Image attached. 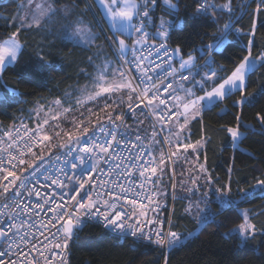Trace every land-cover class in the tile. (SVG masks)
Instances as JSON below:
<instances>
[{
    "label": "snow or ice",
    "instance_id": "1",
    "mask_svg": "<svg viewBox=\"0 0 264 264\" xmlns=\"http://www.w3.org/2000/svg\"><path fill=\"white\" fill-rule=\"evenodd\" d=\"M95 2L104 9L105 23L110 24L111 35H105V41L113 49L111 55L115 60L104 59L95 65V59L105 55L103 49L98 50L88 58L96 68L91 89L85 86L74 104L56 99L51 108L41 106L36 115L43 114L44 118L37 121L34 129L21 124L24 129L21 133L14 126L5 130L6 139L0 140V144L6 145L0 147V264H68L66 250L88 221H96L111 231L118 230L121 235L132 237L134 243L168 249L183 246L193 233L174 231L171 221L165 230L158 218L148 217L146 208L153 204L158 208L160 204L155 197L166 195L159 185L166 166L175 163L173 157L187 161L189 149L197 153L198 147L203 146L200 141L185 142V133L188 124L201 115L205 102H222L230 92L237 91L240 99L235 104L243 105L249 73L257 70V63L264 67V53L253 57V41L249 40L247 54L231 74L220 81L215 79L212 57L228 42L232 28L231 24H225L211 42L204 43L201 38L199 49L193 50L200 59L207 57L203 67L209 69L196 80L193 70L197 67V56L182 54L179 46L168 47L171 21L161 18L154 33L146 30L151 9L158 6L157 0ZM54 3L55 0L39 3L27 0L20 6L23 14L18 12L11 18L16 30L0 40V79L9 65L23 60L21 32L33 28L51 32L49 22L57 16L63 20L59 33L65 47L90 49L99 40V34L91 26L70 19L73 12L68 6L58 10ZM163 3L172 14L178 10L175 0ZM88 7L90 10L91 5ZM217 7L231 13L232 0L219 6L208 0H196L191 15L193 28L202 26ZM261 12L264 0L256 4L253 15ZM252 27L255 29V23ZM133 33L135 39L129 44L128 38ZM156 37L160 43L149 45L148 55H144V46ZM161 49L163 56L169 57L163 75L157 72L162 65L154 61L151 65L146 63L153 52L159 56ZM46 55L25 62L17 72V85L39 83L58 70L59 65L46 59ZM174 56L180 57L178 68L171 62ZM16 95L13 88L0 96V103ZM78 109L84 111L77 115ZM129 118H136L134 129L128 124ZM146 119L149 128L141 129ZM257 119L264 125V116L258 114ZM50 121L56 122L51 125L52 134H48ZM227 132L234 145L243 137L239 124L228 127ZM161 133L164 136L158 139ZM214 183L207 168L199 165L190 177L191 186L183 188L188 193L182 198L188 201L185 215L197 226L215 221L236 204L237 197L245 199L251 195L247 189L233 193L231 184L214 187ZM253 187H260L264 193V179H258ZM172 188L174 196L175 183ZM242 216V222L227 235L231 238L234 234L245 245L255 240L256 227L247 212Z\"/></svg>",
    "mask_w": 264,
    "mask_h": 264
},
{
    "label": "trees",
    "instance_id": "2",
    "mask_svg": "<svg viewBox=\"0 0 264 264\" xmlns=\"http://www.w3.org/2000/svg\"><path fill=\"white\" fill-rule=\"evenodd\" d=\"M24 2L25 0H0V40L6 39L16 30L11 18L18 12L22 13L20 6ZM157 2L158 6L153 10V14L157 19L162 14L173 24L168 41L170 46L172 48L179 46L182 54L192 53L197 56L198 69L195 75L197 80H200L209 69L199 67L205 63L207 57L200 59L199 53L193 50L199 49L201 38L204 43L211 42L214 36L220 34L225 24L232 25L228 42L212 57L214 63L211 67L217 74L215 78L217 81L230 75L247 54L249 40L253 41L251 45L253 57L264 53V12L253 15L259 0L255 2L232 0L231 13L217 7L215 14L209 15L202 26L196 28H193L191 20L196 0H175L179 6L175 14L168 11L163 0ZM208 2L219 6L225 0ZM55 5L58 9L68 6L73 12L70 19L89 23L100 38L90 49L65 47L66 42L61 39L59 33L63 23L60 16H57L54 23H49L51 32L35 28L22 31L19 39L24 45L23 60L8 66L0 79V96L13 88L17 92L15 97L0 103V134L22 119L27 121L26 119L31 118L32 111L39 105L56 99L65 100L70 94L77 95L85 86L92 85L96 68L89 63L88 58L94 56L98 50H105V55L115 60L111 55L113 49L105 41V35H109V26L105 23L106 20L95 0H55ZM253 23L256 25L255 29L252 27ZM101 29H104L103 33ZM237 29L241 31L237 32ZM44 53L47 54L46 59L59 65L58 70L39 83L17 85V72L25 62L34 61L38 55ZM104 57L95 59V65H99ZM211 86L212 82H209L208 87ZM245 95L247 99L243 105L235 104V101L240 99L236 91L222 102L204 108L202 114L191 121L189 130L192 143L197 141L203 143L198 159L201 165L207 168L208 174L215 182L214 187L231 184L233 193L238 189H247L251 193L249 197L245 199L237 197L236 204L223 215L217 216L215 221L197 226L185 215L184 209L188 201L182 199L188 195L183 188L189 187L187 180H190V171L194 167L190 165L188 169L187 163L178 161L174 169L166 167L162 181L166 190H169V201L174 203L172 228L180 233H193L184 241L183 246L172 248L165 254L160 248L134 243L129 239H119L98 226L87 225L70 244L72 264H165V258L167 264H264V193L260 187H253L258 179H264V125L257 119L258 114L264 116V67H259V63L257 70L249 74ZM137 112L139 113L140 109ZM128 124L134 129L136 118H129ZM237 124L244 135L236 147L227 128L236 127ZM31 126H34L33 121ZM140 128L148 129L149 120L146 119ZM48 132L52 134L51 127ZM175 175L178 179V188L177 197L173 199L171 196ZM181 181L184 182L183 187ZM245 212L256 227V238L242 245L234 234L231 238L227 234L242 222V214Z\"/></svg>",
    "mask_w": 264,
    "mask_h": 264
},
{
    "label": "rangeland",
    "instance_id": "3",
    "mask_svg": "<svg viewBox=\"0 0 264 264\" xmlns=\"http://www.w3.org/2000/svg\"><path fill=\"white\" fill-rule=\"evenodd\" d=\"M27 2V0H25V2H24V4ZM35 2L36 3H39L40 2V0H35ZM97 4V3H96ZM54 6L57 8V6L55 5V3H54ZM97 6L99 7V9H100V11L102 12V14L104 13V9L102 8V7H100L99 6V4H97ZM155 8H157V7H155ZM155 8H152L151 9V13H150V15H151V19H150V21H149V23L147 24V28L148 29H154V27L158 24V23H160V20H161V18H163L164 20H166V21H171L170 19H167L166 17H164L162 14L159 16L160 18H156V16L153 14V10L155 9ZM58 9V8H57ZM58 10H60V9H58ZM178 11V10H177ZM176 11V12H177ZM21 14H23V12L21 13ZM103 17H104V19L105 20H107V17L106 16H104L103 15ZM57 20V17L56 18H54L52 21H50L49 23H54V21H56ZM84 25H88V26H91L89 23H87V22H85V21H82V20H80ZM102 21V20H101ZM171 23H172V21H171ZM102 25V24H101ZM108 26H109V28H110V24H108ZM92 30L94 31V32H96L93 28H92ZM97 33V32H96ZM109 33V35H111L110 34V32H108ZM98 34V33H97ZM135 36H136V34L135 33H133L132 34V37H130V38H128V43L129 44H131L132 43V41L134 40V38H135ZM20 40V39H19ZM21 42V41H20ZM22 43V42H21ZM96 44H97V41H96ZM95 44V45H96ZM94 46V45H93ZM103 51H105V50H103ZM105 53V52H104ZM105 57L102 59V61H101V63L104 61V59H108V60H111V59H109V57L108 56H106V55H104ZM179 59H180V57H179ZM113 61V60H112ZM100 63V64H101ZM14 65V64H13ZM10 66V65H9ZM194 73H196L197 74V70H194L193 71ZM91 86L92 85H89L88 86V88L89 89H91ZM84 91V88L76 95V94H70L69 96H68V98L67 99H65V100H70L73 104L75 103V97L76 96H79L80 94H82V92ZM65 100H62V101H65ZM54 100H52V101H48V102H46L45 104H43V105H39L36 109H34L33 111H32V113H31V118H29V119H26L27 121V123L30 125V127L31 128H35L36 127V124H37V121L38 120H41L42 121V119L44 118V116H43V114H41V116H37L36 115V110L37 109H39V108H41V106H43L44 108H51V107H53V104H52V102H53ZM138 110V109H137ZM136 110V111H137ZM80 111H84V109H78L77 110V115L79 114V112ZM202 113V112H201ZM22 120H25V119H22ZM31 121H33V123H34V126H31ZM193 121V120H192ZM54 123H56V122H53V121H50V126H48V131L50 130V127H51V125L52 124H54ZM191 123V122H190ZM190 123L188 124V126H187V129H186V136H187V140L185 141V142H187V143H191V144H196V143H192L191 141H190V130H189V125H190ZM167 131V129H165V132ZM243 133V132H242ZM48 134H50L49 132H48ZM244 135V134H243ZM164 136V133H161V136L160 137H158V139L159 138H162ZM240 141V140H239ZM239 141H236L235 143H236V147L239 145ZM202 145H203V143H201ZM165 147V150L167 151V146L165 145L164 146ZM203 147V146H202ZM202 147H198V152L197 153H193L192 152V149H189L188 150V153H187V156H188V160L187 161H185V159H183V158H179V159H177V158H175V157H173V160L175 161V163H172V162H169V164L166 166V167H168V166H170L171 168L173 167V169H174V166L176 165V163L178 162V161H183V163H187V167H188V169H189V166L191 165L192 167H194V169H191V171H190V175L191 176H193V175H195V169L196 168H198L199 167V165H201V163L199 162V159H197V155L199 156V151H201V149H202ZM164 178V177H163ZM162 178V179H163ZM162 181V180H161ZM201 183H203V181H200ZM163 183H164V181H162V191L164 192V193H166V195H161V201H166V202H169V197H170V193H169V190L167 191L166 190V187L163 185ZM173 183H175L176 184V188H175V194H174V196H173V194H172V196H171V198H173V199H176V197H177V195H176V190H177V188H178V179H177V177H176V175H175V178H173ZM187 185L190 187L191 186V184H190V180H187ZM164 186V187H163ZM204 191H205V189H204ZM206 191H208V189L206 190ZM200 194H198V196H199ZM169 196V197H168ZM195 198H197V197H193V199H195ZM204 224H202L201 226H203ZM71 244V243H70ZM69 244V245H70Z\"/></svg>",
    "mask_w": 264,
    "mask_h": 264
},
{
    "label": "built area",
    "instance_id": "4",
    "mask_svg": "<svg viewBox=\"0 0 264 264\" xmlns=\"http://www.w3.org/2000/svg\"><path fill=\"white\" fill-rule=\"evenodd\" d=\"M146 30H147L150 34H152V30H151V29H148V28H147V25H146ZM134 39H135V38H134ZM159 43H160V40H159V39H155V40H154V39H149L148 44L144 46L143 54L146 55V56L148 55V51H147V49H148L149 45H153V44H154V45H157V46H158ZM168 47H169V49H174V48H172V47L170 46L169 42H168ZM176 57H177V56H174V57H172V59H171V62H172V64H173V66H175ZM168 59H169V57H164V56H163V49H161V50H160V55H159V56H157V55L153 52V55L149 58L148 61H146V63L149 64V65H151L152 62L154 61L156 64H160V65H162L161 68H158V69H157V72H159L161 75H163V69L167 67V64L165 63V60H168ZM203 65H204V64L200 65L199 67H202ZM175 67H176V66H175ZM177 68H178V67H177ZM196 69H198V67H196L194 70H196ZM194 70H193V71H194ZM167 79H171V77H167ZM177 79H178V77H177ZM21 124L27 125V127H28L29 129H33V128L30 127V125H29L25 120H21V121L18 122L17 124H15V125H13V126H11V127H9V128H6L5 130H7V129H12V128L15 126L16 128H19L20 131H21V133H22L24 129L21 127ZM5 130H3L2 133L0 134V140H4V139H6L5 136H4V131H5ZM4 146H6V145L0 144V147H4ZM159 187H160V185H159ZM160 189H161V187H160ZM155 199L158 200L160 206L157 208L155 204H153V205H148L147 208H146V211H147L148 217H149V218H158V220L161 221V222L163 223V227L165 228V230H167L168 222L171 221V224H172V213H173V210H174V203H173V201H169V202L161 201V195L155 197ZM145 203H147V202L145 201ZM153 208H155L156 210L153 211V210H152ZM87 225H95V226H98V227H100L101 229H103L104 231H106L107 233H109L110 235H112V236H114V237H117V238H119V239H129V240L133 241V238H132V237H130V236L125 237V236L121 235V234L119 233L118 230H117V231H111V230L105 229V228H103V226H102L101 224L97 223L96 221H88L87 224H86V226H87ZM83 228H84V227H83ZM173 230H174V229H173ZM81 231H82V230H81ZM81 231L79 232V235H80ZM174 231H175V230H174ZM177 232H178V231H177ZM178 233H180V232H178ZM79 235H78V236H79ZM74 240H75V239H74ZM141 244H145V245H148V246H152V247L160 248V249H162V250L164 251L165 254H167V253L171 250V249H168V248H161V247L156 246V245H154V244H151V245H150V244H147V243H141ZM66 256H67L68 264H72V262H71V250H70V245H69L68 249L66 250Z\"/></svg>",
    "mask_w": 264,
    "mask_h": 264
},
{
    "label": "crops",
    "instance_id": "5",
    "mask_svg": "<svg viewBox=\"0 0 264 264\" xmlns=\"http://www.w3.org/2000/svg\"><path fill=\"white\" fill-rule=\"evenodd\" d=\"M159 25V23L156 25V26H158ZM155 26V27H156ZM155 27H154V29H152V33H154V31H155ZM170 31H171V29H170ZM169 35H170V32H169ZM155 39H159V37H156ZM154 39V40H155ZM179 56H177L176 57V61H175V66L176 67H178L179 66ZM250 74V73H249ZM249 77V76H248ZM195 79H196V76H195ZM197 80V79H196ZM247 81H248V78H247ZM247 83V82H246ZM188 86H190V85H188ZM234 92H236V91H232V92H230L229 93V95L230 94H232V93H234ZM218 102H220V101H218V100H216V101H214L213 103H211V104H208L207 102H205V104H204V107H203V109H202V112H203V110H204V108H206V107H210V106H213V105H215V104H217ZM202 114V113H201ZM199 117V116H198Z\"/></svg>",
    "mask_w": 264,
    "mask_h": 264
}]
</instances>
